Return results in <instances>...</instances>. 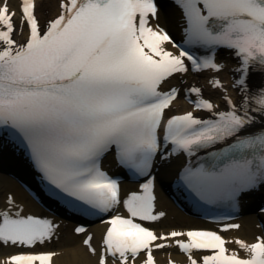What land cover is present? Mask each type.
<instances>
[{
    "label": "snow or ice",
    "instance_id": "6c2138e0",
    "mask_svg": "<svg viewBox=\"0 0 264 264\" xmlns=\"http://www.w3.org/2000/svg\"><path fill=\"white\" fill-rule=\"evenodd\" d=\"M186 21L185 43L208 49L225 48L240 59L244 82L253 63L264 66V0H173ZM0 127L14 130L49 184L67 196L106 213L121 204L118 183L101 169V158L115 147L119 162L146 176L157 155L158 133L164 146L189 155L198 149L233 139L218 154L228 162L217 171L185 169L183 181L202 199L216 194L235 198L264 183V129L248 131L254 117L245 109L215 113L216 119L196 118L192 112L165 119L177 99L176 89L160 91L177 73L221 66L212 58L197 61L187 51L174 55L165 45H177L158 21L155 0H59V14L42 30L35 0H21V25L28 35L13 38L14 13L0 0ZM219 87V81L213 82ZM199 96L200 90L191 89ZM245 97V104L249 102ZM264 113V90L255 97ZM197 110L213 111L198 100ZM165 158L161 154V159ZM152 181L122 202L127 218L107 220L98 264H155L154 251L171 246L187 256L188 264H264V237L236 245L248 253H229L227 241L213 231H172L158 235L136 221L153 222ZM6 202L13 204L8 196ZM0 212V246L33 248L50 241L56 226L46 219ZM228 225L222 231L238 229ZM85 229L78 227L76 234ZM186 237V241L176 238ZM92 237L83 244L92 255ZM175 240V245L163 241ZM199 253V258H194ZM56 253H19L3 264H52ZM169 264H172L170 261Z\"/></svg>",
    "mask_w": 264,
    "mask_h": 264
},
{
    "label": "bare ground",
    "instance_id": "6f19581e",
    "mask_svg": "<svg viewBox=\"0 0 264 264\" xmlns=\"http://www.w3.org/2000/svg\"><path fill=\"white\" fill-rule=\"evenodd\" d=\"M18 1L19 0H8L7 3L10 6L11 10H17ZM58 3L59 0H36V15L39 21L44 22L48 19V17L52 18L53 16L58 14ZM158 17L159 19L157 22L159 25L163 27L169 26L162 14ZM17 38H21V36H17ZM221 58L225 59V56H221ZM227 75H229L227 68H224L222 72L219 73V76L225 79L228 77ZM183 80L185 83L190 84L195 82L196 78H194L193 76H186L181 80L173 78L172 80H170L171 82L169 85L183 86ZM254 88L255 87L249 88L242 94L241 97L239 96V94L234 93L236 101L239 105L243 104V97L247 96L250 98L249 100L252 101L262 91L261 88ZM204 92L209 97L213 98L217 97V95L219 94L217 90L212 91L209 88H207V90H205ZM173 106L177 111H188V107L184 105L181 98H178ZM16 161L17 160L13 156H11L9 151H0V167L5 169L6 171L7 168H10L16 164L17 166H19V174L22 175V164L19 165ZM127 186V184L123 185L124 192H126L128 188ZM2 192H6V194L8 193L12 196V207L15 211L22 209L21 215L38 213V210L34 208L31 201H29L24 192L16 185L13 178L4 173H0V197L2 195ZM155 192L157 195V202L155 207L156 214H159L161 212L164 213V215L159 220L154 222L153 228L157 234L167 235L172 231L184 232L194 223L192 219L177 211L168 202L166 196L161 191L159 186L156 188ZM0 204L4 209H6V207L8 206L5 201L2 200H0ZM50 219L52 223H56L54 235L50 241H46L44 244L39 245H42V247H47L46 250L50 252L56 253V255L53 257V264H97L98 254L92 255L89 253L88 249L81 243L82 236H75L72 234L70 223H64L60 219L55 217H50ZM238 222L240 223V227L238 228V230L228 231L225 234L226 241L228 242L226 244L229 249H238V246L235 243L236 240H241L246 244L254 243L261 235V228L259 227V223L263 222L264 224V218L260 219L257 215L253 214L242 215L239 218ZM102 230L103 227L100 223H95L89 227V232H91L93 235L91 246L95 249L98 247V244L101 240ZM67 232L70 233L68 236H66ZM168 241L171 242L172 240ZM11 251H13V247L11 246H0V260L2 261V264L4 260H6V258L11 255ZM175 252V249L172 247H168L162 252H158L156 254L157 264H164L168 257H177L178 259H180L181 256H175ZM243 252L246 251L243 250Z\"/></svg>",
    "mask_w": 264,
    "mask_h": 264
}]
</instances>
